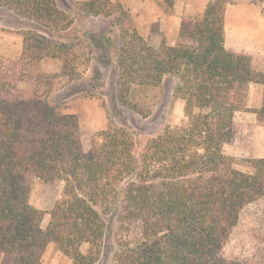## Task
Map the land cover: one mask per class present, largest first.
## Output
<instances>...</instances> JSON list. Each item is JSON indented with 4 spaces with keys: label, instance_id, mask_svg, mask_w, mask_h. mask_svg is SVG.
I'll list each match as a JSON object with an SVG mask.
<instances>
[{
    "label": "trees",
    "instance_id": "1",
    "mask_svg": "<svg viewBox=\"0 0 264 264\" xmlns=\"http://www.w3.org/2000/svg\"><path fill=\"white\" fill-rule=\"evenodd\" d=\"M159 1L171 12L177 0ZM230 1L208 0L201 15L183 18L173 46L162 40L152 48L136 34L121 41L123 104L122 88L156 87L164 77L176 79L174 97L183 102L180 124L136 153L132 136L111 124L86 150L77 117L42 93L43 75L32 64L58 59L64 71L72 60L69 45L48 39L68 28L58 27L66 15L55 1L0 0V8L32 23L22 32L19 60L0 59V264H43L50 242L72 264H95L112 220L118 249L108 264H257L225 254L242 209L264 198V157L246 159L249 172H242L222 151L236 112L253 113L264 127V71L224 46ZM249 1L264 13V0ZM251 84L262 87V96L248 109ZM35 179L64 182L45 229L44 213L29 203Z\"/></svg>",
    "mask_w": 264,
    "mask_h": 264
},
{
    "label": "rangeland",
    "instance_id": "2",
    "mask_svg": "<svg viewBox=\"0 0 264 264\" xmlns=\"http://www.w3.org/2000/svg\"><path fill=\"white\" fill-rule=\"evenodd\" d=\"M58 10L65 13V21L58 27V36L48 39L59 45H69L72 54L68 68L62 70L60 60L43 58L32 64L34 73L43 75L41 91L51 104L59 106L63 113L74 114L78 119L83 146L90 148L91 140L111 124L128 132L134 141V151L139 152L150 139L160 135L165 127L180 124L183 119V102L174 97L176 79L164 77L156 86H134L122 88L126 104L119 99L117 86L118 69L116 60L123 39L127 42L132 35L141 37L150 47L156 48L163 40L159 13L167 11L159 0H54ZM238 3V4H237ZM240 3V4H239ZM185 10L188 2L178 4ZM234 7H242L248 15L255 13L263 21V6L236 0ZM230 8H233L230 7ZM97 12L93 16L89 12ZM186 15L187 17H195ZM157 18V19H156ZM32 26L5 8H0V53L7 41L14 43L13 34ZM127 45V44H126ZM125 45V46H126ZM264 51V31L259 42ZM0 59L5 62L18 61L15 53ZM18 88L29 91L27 83H19ZM259 91L248 89L246 106L253 109L260 103ZM235 118L233 134L223 148V154L234 159V167L249 172L246 159L264 157V127L255 122L251 112L243 111ZM64 182L57 180L52 184L35 179L31 185L29 203L41 210V227L46 228L49 212L60 198ZM114 220L107 222L105 239L99 259L95 264H108L117 251L112 238L115 230ZM88 244H82L80 251L85 253ZM227 257L249 258L257 264H264V198L245 206L240 212L239 221L233 228L225 247ZM43 264H72L71 260L58 250L52 242L48 243L42 255Z\"/></svg>",
    "mask_w": 264,
    "mask_h": 264
},
{
    "label": "crops",
    "instance_id": "3",
    "mask_svg": "<svg viewBox=\"0 0 264 264\" xmlns=\"http://www.w3.org/2000/svg\"><path fill=\"white\" fill-rule=\"evenodd\" d=\"M245 0H239L244 3ZM249 1V0H248ZM188 2L185 10L178 9L180 3ZM208 0H177L175 2L173 13H159L161 28L160 31L167 40V45L173 46L178 37V31L180 23L184 16H199L203 13ZM236 0H231L227 4L224 16V46L225 48L235 54L246 55L249 57L251 67L255 71H264V51L261 49L259 42L264 31L263 21L257 17L255 13L248 15L245 9L235 6ZM250 2V1H249ZM251 3V2H250ZM238 4V3H237ZM240 4V3H239ZM233 8H230L232 7ZM173 8V9H174ZM157 19V18H156ZM14 43H8L7 41L1 46L3 51L0 55L7 58L11 56V53H15L16 57H20L22 50V35L20 33L13 34ZM51 60H57L53 58H47ZM58 61V60H57ZM249 89H256L259 91V97L261 102L262 87L257 84H251ZM260 103L257 107H259ZM249 105H247L248 107ZM256 107V108H257ZM243 111L236 112L235 118L238 114H243ZM254 118L255 115L251 113ZM234 118V121H235ZM256 122V119H254Z\"/></svg>",
    "mask_w": 264,
    "mask_h": 264
}]
</instances>
